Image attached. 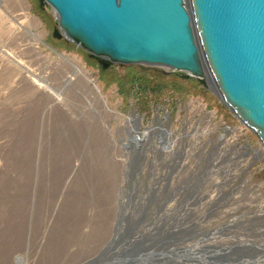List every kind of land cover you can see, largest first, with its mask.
Here are the masks:
<instances>
[{"label": "rangeland", "instance_id": "1", "mask_svg": "<svg viewBox=\"0 0 264 264\" xmlns=\"http://www.w3.org/2000/svg\"><path fill=\"white\" fill-rule=\"evenodd\" d=\"M57 19L0 0V264H262L259 136L180 71L103 68Z\"/></svg>", "mask_w": 264, "mask_h": 264}, {"label": "water", "instance_id": "2", "mask_svg": "<svg viewBox=\"0 0 264 264\" xmlns=\"http://www.w3.org/2000/svg\"><path fill=\"white\" fill-rule=\"evenodd\" d=\"M44 1L64 35L104 58L103 68L180 71L214 91L264 145V0Z\"/></svg>", "mask_w": 264, "mask_h": 264}, {"label": "built area", "instance_id": "3", "mask_svg": "<svg viewBox=\"0 0 264 264\" xmlns=\"http://www.w3.org/2000/svg\"><path fill=\"white\" fill-rule=\"evenodd\" d=\"M233 130H235L234 126L232 127V126L225 125V127L223 128V131L221 132V135H225L226 133H232ZM232 136L234 137V134H232ZM229 142H231V141L228 140V143ZM233 146H236V145H233ZM241 148L244 151H247V152H250V153L255 152L256 154H258V152L254 149V147L250 146L249 144H246V145H242L241 144ZM237 154H238V157H239L240 154L239 153H237ZM252 163H253L252 161H250V162L248 161V165L249 164L251 165ZM254 164L255 163H253L252 165H254ZM215 195H216V193H215ZM262 212H264V207L263 206L262 207L259 206L257 209H254L251 213H249V212H246V214L242 213V215L245 216V219H243V220L251 219V221L258 222V221H256V217L260 216V221L262 223H264V214L260 215V213H262ZM240 214L241 213H237L235 216H238ZM240 221H242V220H239L237 222H236V220H234V221H231V222L239 223ZM258 259H259V257H258Z\"/></svg>", "mask_w": 264, "mask_h": 264}, {"label": "bare ground", "instance_id": "4", "mask_svg": "<svg viewBox=\"0 0 264 264\" xmlns=\"http://www.w3.org/2000/svg\"><path fill=\"white\" fill-rule=\"evenodd\" d=\"M262 246L264 247V243H262ZM247 247V246H245ZM256 261V260H255ZM259 261H256V264L258 263ZM249 263V262H248ZM262 264H264V261L261 262Z\"/></svg>", "mask_w": 264, "mask_h": 264}, {"label": "flooded vegetation", "instance_id": "5", "mask_svg": "<svg viewBox=\"0 0 264 264\" xmlns=\"http://www.w3.org/2000/svg\"><path fill=\"white\" fill-rule=\"evenodd\" d=\"M101 62V60H99ZM103 62V61H102Z\"/></svg>", "mask_w": 264, "mask_h": 264}]
</instances>
